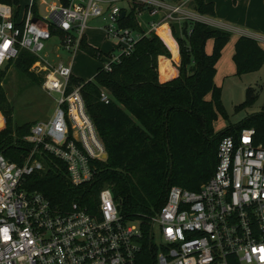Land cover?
<instances>
[{"label": "built area", "instance_id": "built-area-1", "mask_svg": "<svg viewBox=\"0 0 264 264\" xmlns=\"http://www.w3.org/2000/svg\"><path fill=\"white\" fill-rule=\"evenodd\" d=\"M192 1L68 0L64 5L55 0L45 17L33 11L37 0H29L24 9L0 5V69L24 49L36 57L29 72L41 76L45 92L58 94L51 116L24 135L31 148L22 163L0 152V264H264V142L256 141L252 127L221 137L213 172L198 189L171 185L149 227L123 218L109 186L100 188L94 207L73 201L66 209L25 186L28 174L46 169L45 154L65 163L74 185L90 180L95 160L107 155L86 111L82 85L70 87L71 63L44 52L50 40H56L55 56L76 52L88 19L101 16L107 6L102 29L116 45L99 68L110 71L142 36L158 35L163 25L170 36L171 24L185 20L236 31L200 14ZM122 2L128 7H120ZM131 8L140 30L120 25L121 13ZM250 37L264 41L258 34ZM100 100L109 102L105 89Z\"/></svg>", "mask_w": 264, "mask_h": 264}, {"label": "trees", "instance_id": "trees-1", "mask_svg": "<svg viewBox=\"0 0 264 264\" xmlns=\"http://www.w3.org/2000/svg\"><path fill=\"white\" fill-rule=\"evenodd\" d=\"M61 1L68 4V0ZM0 5L19 6V0H0ZM191 5L200 14L215 15L212 2L193 0ZM33 11L37 15L35 7ZM119 22L123 27L140 30L134 8ZM171 32L177 41L174 49L161 37L149 33L137 41L130 55L114 62L110 71L98 68L90 80L70 77V87L82 85L85 108L105 145L106 158L95 160L90 180L74 185L65 163L45 154L46 169L28 174L27 188L42 191L53 205L66 209L73 201L94 207L100 188L109 186L123 218L138 219L149 227V218L163 204L171 185L195 190L212 174L222 136L252 127L256 141L264 142V103L260 111L235 124L229 123L220 130L213 128L218 114L226 117L214 75L231 33L190 20L171 24ZM209 39L212 50L207 53L205 45ZM81 48L95 58L102 56L85 38ZM178 54L175 76L176 69L168 59L177 60ZM35 59L23 49L0 69V128L5 120L0 129V152L17 163H22L31 148L24 135L35 122L13 124V108L1 82L12 64L21 72L28 71V76L41 84V76L28 70ZM232 59L237 75L258 71L264 64V48L256 39L240 35L234 42ZM160 78L168 80L161 82ZM101 89L109 93L108 103L100 100ZM257 96L254 88L247 87L245 99L237 109L252 106Z\"/></svg>", "mask_w": 264, "mask_h": 264}, {"label": "rangeland", "instance_id": "rangeland-1", "mask_svg": "<svg viewBox=\"0 0 264 264\" xmlns=\"http://www.w3.org/2000/svg\"><path fill=\"white\" fill-rule=\"evenodd\" d=\"M28 2L29 0H19V6L24 9ZM37 2L39 4L37 7L39 15L45 17L48 15L49 6L55 2V0H37ZM119 6L127 8L128 4L122 2L119 3ZM106 9L107 6L104 7V12L101 16L91 17L86 23L85 42L88 45L98 48L102 52L100 59L89 55L82 48L71 54H65L61 51L55 56L56 52L54 45L56 44V40L54 38L50 40L44 52L49 54L55 61L63 60L65 62H70L72 65V73L75 77L83 80L93 79L96 70L107 61L108 55L106 54L115 51L112 50L114 48V43L104 36L102 29V26L108 22ZM140 22L144 24L143 19H140ZM157 34V36L159 38L161 37L160 39L170 48L177 47V41L173 35L171 36L172 38L169 36L165 25L160 30H157ZM232 38L233 35L230 36V42L228 41L221 51V56L216 64V72L214 75V83L221 89L220 101L226 114V117L218 114L217 119L213 123V128L216 130L223 129L229 123L235 124L250 113L260 111L264 103V64L258 71L247 72L241 75L235 74L232 49L229 45L231 44ZM258 42L264 45L263 40H258ZM205 46L206 50L211 52L212 39H209ZM27 72H21L11 64L7 67L1 82L13 108L12 119L14 125H20L24 122H39L47 119L51 116L55 107V100L58 98V94L56 93L48 94L45 92L41 84L28 76ZM247 87L254 88L255 92L258 94L257 99L252 106L244 109H237V106L245 99ZM207 98H210V96L208 95ZM4 124L0 129L4 127ZM155 239L157 240L156 235Z\"/></svg>", "mask_w": 264, "mask_h": 264}, {"label": "crops", "instance_id": "crops-1", "mask_svg": "<svg viewBox=\"0 0 264 264\" xmlns=\"http://www.w3.org/2000/svg\"><path fill=\"white\" fill-rule=\"evenodd\" d=\"M204 1L212 2L214 4L215 15L213 16V18H215L218 21L225 22L229 24L231 27L235 28L236 31L231 32L233 38L231 40V44H229L232 49V55L234 50V42L240 35L251 36V34H258L264 37V0H204ZM147 18L148 17H146V19ZM163 26H161L158 30L163 28ZM112 43H114V47H115L116 42L112 41ZM258 43L262 48H264V45H262L260 42ZM206 52L209 53L210 51L206 50ZM168 60L170 61L171 65L176 69L175 76H177L178 70L176 66L179 64V54L177 60H170V59ZM165 80H161L160 78L161 82Z\"/></svg>", "mask_w": 264, "mask_h": 264}, {"label": "water", "instance_id": "water-1", "mask_svg": "<svg viewBox=\"0 0 264 264\" xmlns=\"http://www.w3.org/2000/svg\"><path fill=\"white\" fill-rule=\"evenodd\" d=\"M121 16H123V13H121ZM37 20V18H32V22H35Z\"/></svg>", "mask_w": 264, "mask_h": 264}]
</instances>
